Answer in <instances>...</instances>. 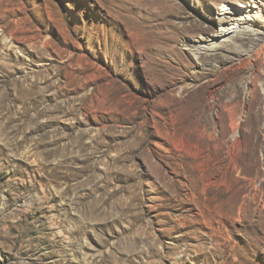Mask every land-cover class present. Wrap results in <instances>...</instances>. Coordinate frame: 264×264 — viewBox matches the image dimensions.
<instances>
[{
    "label": "rangeland",
    "instance_id": "1",
    "mask_svg": "<svg viewBox=\"0 0 264 264\" xmlns=\"http://www.w3.org/2000/svg\"><path fill=\"white\" fill-rule=\"evenodd\" d=\"M262 36L264 0H0V264H264Z\"/></svg>",
    "mask_w": 264,
    "mask_h": 264
},
{
    "label": "bare ground",
    "instance_id": "2",
    "mask_svg": "<svg viewBox=\"0 0 264 264\" xmlns=\"http://www.w3.org/2000/svg\"><path fill=\"white\" fill-rule=\"evenodd\" d=\"M227 7V6H226ZM225 6H223V8H226ZM244 21V22H243ZM242 26H249V21L247 20V19H241V21H237L236 23H233V25L232 26H230V27H228V28H226V33L228 34V35H230V34H233V33H235L236 31H238L239 29H242V28H244V27H242ZM225 29V28H224ZM225 32V31H224ZM226 35V34H225ZM262 39L260 40V43H262L263 44V46H264V36H262L261 37ZM259 47V46H258ZM235 127V126H234ZM238 128V127H237ZM235 138V137H234ZM237 140V139H236ZM235 140V141H236ZM235 141H234V143H235ZM238 142V141H237ZM236 142V143H237ZM235 143V144H236ZM185 146V145H184ZM195 147V146H194ZM196 147H198V146H196ZM237 147V144L235 145V148ZM191 148V147H190ZM234 149V148H233ZM232 149V150H233ZM200 151V150H199ZM196 152V151H195ZM234 152V154H235V151H233ZM236 153H237V151H236ZM202 154V153H201ZM198 156V155H197ZM199 156H201V155H199ZM236 156V155H235ZM233 159V158H232ZM233 161V160H232ZM236 163V162H235ZM236 165V164H235ZM236 214V213H235ZM261 224V223H260ZM263 226V225H262Z\"/></svg>",
    "mask_w": 264,
    "mask_h": 264
}]
</instances>
